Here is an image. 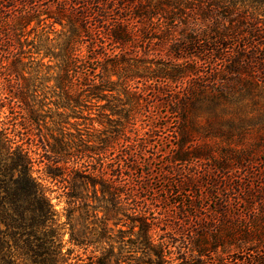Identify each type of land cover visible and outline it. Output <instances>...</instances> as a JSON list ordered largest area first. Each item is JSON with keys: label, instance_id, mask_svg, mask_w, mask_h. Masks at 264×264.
<instances>
[{"label": "trees", "instance_id": "16d2710c", "mask_svg": "<svg viewBox=\"0 0 264 264\" xmlns=\"http://www.w3.org/2000/svg\"><path fill=\"white\" fill-rule=\"evenodd\" d=\"M47 95L57 100L54 109L71 112L104 102L98 107L110 117L99 154L109 158L97 170L88 148L45 151L47 166L63 165L68 193L76 179L98 184L111 208L104 222L127 221L129 238H120L126 255L110 252L89 264H224L215 258L235 255L243 257L232 264H264V0H0V111L8 113L0 120V160L22 174L17 183L33 214L20 247L0 239V264H23L17 248H61L34 240L50 206L30 175L19 132L40 128ZM166 129L171 150L145 156L150 134ZM160 157L179 176L180 167L189 169L163 179L160 198L148 200ZM162 183L170 196L189 194L188 203L169 202ZM204 199L217 208L220 227L198 225L185 235L183 218L149 210L183 208L182 217L200 224ZM234 199L243 214L230 215ZM30 264L70 263L57 252Z\"/></svg>", "mask_w": 264, "mask_h": 264}, {"label": "rangeland", "instance_id": "374dc122", "mask_svg": "<svg viewBox=\"0 0 264 264\" xmlns=\"http://www.w3.org/2000/svg\"><path fill=\"white\" fill-rule=\"evenodd\" d=\"M41 57L42 56L39 55L37 59ZM43 97L44 95H41L39 98L43 99ZM44 102L48 104L50 110L40 115V128L30 127L27 133L23 128V130L19 132L22 134L21 143L23 148L27 151L30 162V175L42 188L50 206V220H48L46 224L47 229L45 228L46 231L44 229V232H39L36 235L40 241L34 240L36 243L40 244L53 242L54 245H56L60 243L61 248L58 249L56 246H54V248L52 247L51 251H48L51 252L50 254L48 253L49 256L47 253H44V250H42L43 248L35 249L38 255L34 254V250V252H27L26 254V252L20 248H17V251H14V253H16V256L20 260L27 259L23 261V264H30L33 260H39L40 258L54 257L57 252L61 254V258L68 260L70 264L93 263L104 254H109L110 252L118 257H124L126 254L121 247L129 238L127 234V221H122L117 225H114L111 220L106 223L104 222L107 218L104 214V210L111 208L102 202L99 185L96 184L93 186V183L87 180L76 179L74 182L76 186L75 192L68 193L67 186L63 181L64 174H62V172L64 170H62L61 167L63 165H46V156L48 153L45 151L61 150L64 153L67 150L74 151L83 148H88V150L92 151V159L90 162H92V167L96 170L99 168L100 164L106 163L109 156L107 154L99 155L100 148L104 145L108 137L105 128L107 127V120L110 119L107 113L102 115L98 107V105H103L104 102L98 104L90 103L88 107H86L87 109L80 112L54 109L52 103L57 102V100L50 98L49 95L46 96ZM6 115H8L6 109H2L0 111V120ZM150 135L148 147L145 149V156L155 152L156 148L164 152H169L171 150V143L169 140H172V129L158 130ZM40 136H42L41 139H39ZM59 140L68 141V146L58 143L57 141ZM166 160H168L167 157H160L153 162L152 176L149 177L148 181L153 185L152 188L155 189V192L145 195L148 200L160 198L161 195L156 192H158L159 183H161L163 179L178 180L182 177V174L185 175L189 169L187 165L180 167L183 169V172L181 176H179V173H177L175 169L173 170L166 165ZM1 163H3L2 160H0V239L8 241L10 246L18 243L17 245L20 247L28 240L23 231L27 232L26 229L29 228V225L33 221V214L28 209L32 208V205L28 199L27 192L19 190V186L22 184H20L21 182L17 183V181L19 179H24L22 174L20 175L17 169H14V166H10V162L9 167L6 168L3 167ZM71 166L70 163L66 164V167ZM196 171H198V169ZM167 172H170V174L164 176ZM163 184L165 183H162V185ZM162 187V190L167 191L165 196L168 198L169 202L173 203L182 199L188 203L189 194L187 195L182 192V194H185V197L170 196L172 195L170 194V190H167L164 185ZM74 193H77L78 199L74 201V203H71V201H69V196ZM193 195L194 197L196 196V194ZM104 198L106 201L107 198L105 196ZM158 207L161 208H149V210L151 212H160L165 216H172V218H176V215L180 219L183 218L182 221L178 223H182L185 227V235L189 229L195 230L198 225L214 229L215 227H220V224H222V222L217 223V220L221 221V218H218L217 215L215 216L217 208H215L214 203H212L210 199H204L199 203L200 208H197V214L205 218L200 224L191 217H182L178 212L183 210V208H163L161 203ZM244 208L245 206L243 204L234 199L228 211L230 215L233 216V214L236 213L243 214L241 212ZM184 209L189 216L194 214L190 208ZM103 225H105L104 229H102ZM42 234L45 236H42ZM160 234H162V232L158 230L153 235V240H158ZM165 236H168L171 240L178 239L177 236H172L170 233ZM121 237H123V243H121ZM71 238L77 240L78 245L71 241ZM242 257L241 255L233 256V258ZM233 258L231 256H220L216 257L215 261L219 260V262L224 264H232ZM220 259L222 260L220 261Z\"/></svg>", "mask_w": 264, "mask_h": 264}]
</instances>
